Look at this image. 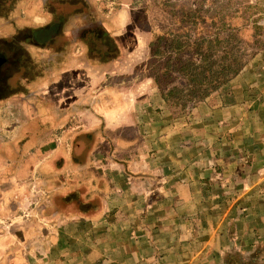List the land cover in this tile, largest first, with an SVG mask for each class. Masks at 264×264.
Listing matches in <instances>:
<instances>
[{
    "label": "crops",
    "instance_id": "obj_1",
    "mask_svg": "<svg viewBox=\"0 0 264 264\" xmlns=\"http://www.w3.org/2000/svg\"><path fill=\"white\" fill-rule=\"evenodd\" d=\"M115 12L112 38L128 23L127 11ZM87 52L68 48L21 83L23 94L0 101V215L26 217L21 192L11 211L5 205L7 183H44L49 195L41 211L31 209L36 217L21 233L30 238L16 244L30 242L37 264H264V72L246 65L251 95L245 84L230 107L203 101L183 124L156 87L136 99L106 85L117 60L88 61ZM120 127L125 142L141 138L125 147L142 152L127 166L114 154ZM232 179L242 189L236 200L222 186ZM215 199L228 206L211 207ZM8 245L0 242V263Z\"/></svg>",
    "mask_w": 264,
    "mask_h": 264
},
{
    "label": "rangeland",
    "instance_id": "obj_2",
    "mask_svg": "<svg viewBox=\"0 0 264 264\" xmlns=\"http://www.w3.org/2000/svg\"><path fill=\"white\" fill-rule=\"evenodd\" d=\"M32 9H34V12H31ZM120 10L128 12V23H125L122 28H118L119 37L112 38L106 30H110L107 16L111 12L116 13L115 11ZM154 12L158 13V15L161 14V17L158 16L157 22L155 23L154 21L150 25L153 27V31L157 33H159L157 29L163 27V29L172 34L186 33L192 37L211 35L217 31L216 28L223 21L243 41L242 47L247 55L246 65L253 64V66L251 65L252 68H260L264 72V68L262 69V66H260L264 60H259V64L258 59H256L257 56L264 53V0H92V2L88 0H0V40L9 42L16 37L20 41H24L23 36L27 29L46 28L48 25L55 23V25L61 27L58 30L60 37H55V40L49 43L47 49L32 48L29 42L23 45L27 51L26 54L31 58L29 59L28 57L25 60L26 65L31 70L39 73L43 71L45 74L47 73L48 64L53 62L52 58L55 60L66 59L68 48L86 49L87 47L88 50L92 51V57L96 56L98 52L105 54V58H108V60L112 59L114 55L118 56L116 60L119 66L113 72L114 75L105 79L106 85H116L124 91L128 89L130 90L129 94H134L135 97L140 96V94L147 96L150 95L149 92L154 86L145 90L144 85H142L148 73L147 60L149 54L145 44L149 31L145 32L144 30L149 28V22H151ZM213 22H217V27L212 25ZM101 28L107 31L113 41L103 37ZM117 48L119 53L114 51ZM51 55H55V57ZM126 61H128V64ZM121 65H123L124 70L121 69ZM250 70L251 68L248 67L247 71ZM242 74L244 72L242 73L241 71L230 82L232 92L235 91V93L233 92L235 99L236 96H240L239 88L243 87V85L248 84L243 91L246 94L245 97L251 95L253 90L250 85H252L251 82L254 76ZM20 77L21 75L15 76L10 81L12 82L11 84L14 85L15 82H21ZM206 99L203 100L205 102V105L202 106L203 108L207 106L211 109L213 102L216 100L221 103L218 92L212 93ZM199 103L194 105V107ZM136 107L138 110V105ZM193 108L182 111L174 109V114L178 118H182L183 124H186ZM64 125L62 124L61 127ZM124 129L122 130L120 127L121 136L125 137L127 132ZM2 141L0 137V142ZM140 142L141 138L136 137L133 143L138 145ZM141 153L138 151L134 152L133 149H123L118 151L117 155L122 161H128V159L131 161L133 159L131 155L135 154V159V156L139 157ZM105 157L110 158V156ZM236 180L232 179L222 185L226 188V192L232 191L230 196L234 200L242 191L240 184L235 183ZM26 185L27 190L20 196L19 200L21 206L19 212L22 210L26 217H23V219L16 218L15 214L3 219L0 215V242L4 240V243H9L5 257L9 256V252L17 245L16 243L20 239H24L23 234H21L24 226L30 224L29 220L31 218L36 217V214L35 216L31 215V209L36 208L35 211L38 213L44 208V205L48 204L46 200L49 196L47 194V185L40 182ZM72 195H75V193H72ZM221 200H212L211 207H221L223 204L228 206L227 201ZM202 205L207 206L208 204L204 203ZM215 216L221 217L222 213L217 211ZM227 229H224L226 238H232L234 232H231L232 236L229 237V227ZM217 233L219 234V232ZM27 234L24 233V236ZM220 235H222V232ZM30 251V242L24 243V261L21 264H37L36 259L38 258L30 257ZM231 254H240V251L234 247L231 248ZM39 258H42V253L39 254ZM0 264L13 263H8L7 260H4ZM14 264L19 263L14 262Z\"/></svg>",
    "mask_w": 264,
    "mask_h": 264
},
{
    "label": "trees",
    "instance_id": "obj_3",
    "mask_svg": "<svg viewBox=\"0 0 264 264\" xmlns=\"http://www.w3.org/2000/svg\"><path fill=\"white\" fill-rule=\"evenodd\" d=\"M158 16L161 17V14L158 15L154 12L151 22H149V28L144 30L145 32L149 31L145 43L149 51L148 73L142 82L145 90L151 86L156 87L160 97L169 108L181 111L193 108L194 105L215 92L219 93L223 106L235 104L236 100L230 88V82L240 74L247 64V55L242 47L243 41L237 33L223 21L218 27L216 26L217 22L212 23L217 27V31L211 35L192 37L186 33L172 34L163 27L157 29L159 31L157 33L150 25L154 21L157 22ZM101 29L103 37L113 41L107 31L104 28ZM114 51L119 53L118 48ZM91 55L92 51L88 50V61L91 58L92 61L101 64L108 62V58H105L106 55L103 53L98 52L93 57ZM117 58L118 56L114 55L112 59L116 60ZM143 96L145 94H140L136 99ZM119 137V151L127 149L125 147L134 142L128 143L122 140L123 136ZM109 156L111 157L110 153ZM123 163L127 166L126 161ZM13 171L11 168L5 174L13 175ZM6 185L7 187L11 186L10 191L12 192L7 193L8 197L4 199V203L11 211L18 204L17 197L25 193L27 186L17 183H7ZM14 193L18 194L16 198ZM29 238L28 233L24 239L27 241ZM23 247L24 244H19L12 248L9 256H6L4 260H7L8 263L18 262L21 264L24 261L21 254Z\"/></svg>",
    "mask_w": 264,
    "mask_h": 264
},
{
    "label": "flooded vegetation",
    "instance_id": "obj_4",
    "mask_svg": "<svg viewBox=\"0 0 264 264\" xmlns=\"http://www.w3.org/2000/svg\"><path fill=\"white\" fill-rule=\"evenodd\" d=\"M57 30V25L52 24L46 28L26 30L23 36L24 41L16 37L9 42L0 40V101L20 94V92L23 94L24 88L20 84L22 81L26 82L44 74L43 71L34 72L26 65L25 60L29 56L23 45L29 42L31 47L43 49L58 36ZM4 44L8 45V49H4ZM17 75H21V82H15L12 85L10 81Z\"/></svg>",
    "mask_w": 264,
    "mask_h": 264
}]
</instances>
